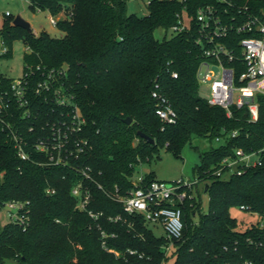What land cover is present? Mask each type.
Listing matches in <instances>:
<instances>
[{
  "label": "trees",
  "instance_id": "1",
  "mask_svg": "<svg viewBox=\"0 0 264 264\" xmlns=\"http://www.w3.org/2000/svg\"><path fill=\"white\" fill-rule=\"evenodd\" d=\"M127 1L27 0L32 11L52 16L64 13L55 24L62 35L51 37L46 31L35 35L12 26L13 17L5 16L0 36L7 52L1 55L9 54L12 41L18 38L27 49L24 64L68 68L67 84L87 121L83 136L93 148L81 162L101 173L97 179L106 188L117 184L122 193L132 189L135 166L149 163L159 148L180 156L193 139L208 140L193 168L208 197L207 212L201 213L199 201H186L182 237L165 253L164 236H155L141 216L124 214L121 204L92 186L90 208L103 214L94 222L76 207L70 194L78 175L59 165L19 160L0 131V207L12 199L30 202L27 227L0 224V264H168L169 258L171 264H238L242 259L264 264V247L254 248L246 241L253 237L264 242V227L254 221L240 230L231 215V209L239 205L264 215V151L262 165L240 176L224 179L213 174L236 149H264V96H256V121L249 120L246 107L232 108L228 118L224 109L208 105L199 97L195 76L200 60L196 33H171L162 40L154 37L156 29L166 33L176 23L175 14L184 4L152 0L146 4L147 13L138 16L128 11ZM229 1L246 4L264 16V0ZM211 2L187 0L185 7L193 15L198 5ZM170 70L177 71L178 78H171ZM155 79L177 113L175 124H163L154 113L150 92ZM126 117L130 124L124 122ZM233 130L237 135L228 136ZM138 131L154 143L139 137ZM218 136L222 141L211 145ZM152 180H156L152 172L144 174V182ZM47 189L54 192L47 194ZM115 215L124 216L126 222L107 220ZM102 232L106 237H101ZM127 249L142 257L127 254Z\"/></svg>",
  "mask_w": 264,
  "mask_h": 264
},
{
  "label": "built area",
  "instance_id": "2",
  "mask_svg": "<svg viewBox=\"0 0 264 264\" xmlns=\"http://www.w3.org/2000/svg\"><path fill=\"white\" fill-rule=\"evenodd\" d=\"M151 1L145 0V3ZM178 1L184 7L175 14L176 23L168 30L175 34L196 33L194 42L199 46L200 60L195 76L199 90L207 91V97L202 99L210 106L224 109L228 118L232 115V108L246 107L249 120L256 121L259 110L256 96H264V16L255 14L246 4L238 5L229 0H213L198 5L194 14L190 15L185 7L187 0ZM51 21L55 25L57 20L51 18ZM0 45V54L6 53L1 36ZM169 74L173 79L178 78L177 71L170 70ZM67 76L66 66L49 67L42 63H25L18 78L0 75V131L11 142L19 160L45 167L59 165L78 175L70 194L76 200V207L94 222L103 214L90 208L92 186L102 191L108 200L121 204L124 214L141 216L147 223L159 224L166 241L164 252H169L182 237V205L195 199L193 190L199 193L203 182L197 177L144 182V173L136 175L138 167H141L139 163L130 178L132 189L122 193L117 184L111 188L103 186L97 179L101 173L81 162L93 148L89 139L83 136L87 121L67 84ZM150 95L159 120L163 124H175L177 113L157 79ZM236 135L237 130L228 133L230 137ZM215 141L220 142L222 138L218 136ZM262 151L264 149L254 152L236 149L234 156L220 161L213 174L224 179L232 175L240 176L262 165ZM53 192L46 190L47 194ZM2 207L7 222L21 228L29 225L28 200H8ZM238 208L257 215V225L264 227V215L245 205ZM123 217L107 216V220L125 223ZM101 237L106 235L102 232ZM246 241L254 248L264 247V242L253 237H247ZM102 246L106 249L104 242ZM107 250L118 255L112 249ZM126 253L142 257L136 250L127 249ZM238 264L256 263L242 259Z\"/></svg>",
  "mask_w": 264,
  "mask_h": 264
},
{
  "label": "rangeland",
  "instance_id": "3",
  "mask_svg": "<svg viewBox=\"0 0 264 264\" xmlns=\"http://www.w3.org/2000/svg\"><path fill=\"white\" fill-rule=\"evenodd\" d=\"M127 7L129 12L138 16L147 13L145 0H128ZM6 14L11 18L13 17V19L16 16L23 18L29 23L31 31L35 35L45 31L51 37H60L62 35V32L52 23L51 18H55V20L63 19L65 17L64 13L52 16L45 11H32L27 0H0V32ZM164 35L169 37L171 31L168 30L165 33L163 28H158L154 31V37L157 40H162ZM11 44L9 54H0V75L14 79L22 74L24 68L23 54L27 49L22 39H14ZM215 73L219 74L217 71ZM199 97L206 98L207 91L200 89ZM217 144L218 142L213 140L211 145L215 146ZM208 146L209 143L206 139H193L191 145L183 148L180 156H175L172 152L159 148L158 153L153 154V158L149 163H142L141 167H138L136 175L152 172L154 178L160 181H172L179 178L191 179L196 174L193 168L199 163V153L207 149ZM194 147H197V149ZM193 196L201 204V213H206L209 203L206 193L201 190L199 193L193 190ZM231 215L237 219L240 230H243L246 225L256 221L258 218L257 215L240 210L238 207L231 209ZM7 221L5 209L0 207V224H4ZM148 225L155 236H164L163 229L159 224L149 223ZM172 260L169 258L167 263L171 264Z\"/></svg>",
  "mask_w": 264,
  "mask_h": 264
},
{
  "label": "water",
  "instance_id": "4",
  "mask_svg": "<svg viewBox=\"0 0 264 264\" xmlns=\"http://www.w3.org/2000/svg\"><path fill=\"white\" fill-rule=\"evenodd\" d=\"M16 26V27H20L23 28L24 30L31 32V28L30 25L27 21H25L23 18H21L20 16H16L14 17V19L12 20V26ZM124 122L126 124H130L131 123V119L129 117H126L124 119ZM138 136L141 138H144V140H146L149 144H153L154 140L149 137L148 135L144 134L143 132L138 131L137 132Z\"/></svg>",
  "mask_w": 264,
  "mask_h": 264
},
{
  "label": "crops",
  "instance_id": "5",
  "mask_svg": "<svg viewBox=\"0 0 264 264\" xmlns=\"http://www.w3.org/2000/svg\"><path fill=\"white\" fill-rule=\"evenodd\" d=\"M144 174H146V172Z\"/></svg>",
  "mask_w": 264,
  "mask_h": 264
}]
</instances>
